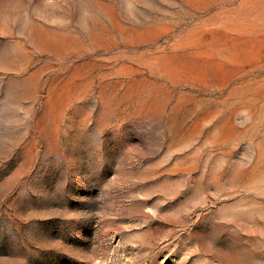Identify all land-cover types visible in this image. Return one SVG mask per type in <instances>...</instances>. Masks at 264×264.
<instances>
[{
	"label": "rangeland",
	"instance_id": "rangeland-1",
	"mask_svg": "<svg viewBox=\"0 0 264 264\" xmlns=\"http://www.w3.org/2000/svg\"><path fill=\"white\" fill-rule=\"evenodd\" d=\"M241 1L0 0V264H264Z\"/></svg>",
	"mask_w": 264,
	"mask_h": 264
},
{
	"label": "bare ground",
	"instance_id": "bare-ground-1",
	"mask_svg": "<svg viewBox=\"0 0 264 264\" xmlns=\"http://www.w3.org/2000/svg\"><path fill=\"white\" fill-rule=\"evenodd\" d=\"M221 1L223 3H228L231 0H221ZM250 1L251 0H242L239 4H237L238 5L237 8H235L233 11H231L232 16L235 19H238L240 21L239 22L240 25L238 27H235V28H236V30L238 32H240V31H245L246 32V31H248V28H249V30L252 31V33H255L256 35L263 34L264 33V7L262 6L260 8L254 2L252 4L249 3ZM222 12L224 13V11H222ZM227 13H226V15H228ZM228 17H229V15H228ZM240 18H246L247 20L250 19V22L251 23L249 24V27L248 28H246L245 25H242L241 26V20H240ZM222 22L226 23L225 21H222ZM219 48L221 49L222 47H219ZM221 53L224 54V55L226 53V55L228 56L230 54V51L225 49V51H221Z\"/></svg>",
	"mask_w": 264,
	"mask_h": 264
}]
</instances>
